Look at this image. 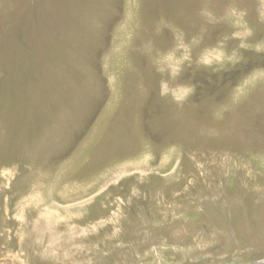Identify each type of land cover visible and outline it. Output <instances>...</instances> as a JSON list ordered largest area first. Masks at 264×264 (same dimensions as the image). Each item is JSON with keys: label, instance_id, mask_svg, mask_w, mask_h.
Listing matches in <instances>:
<instances>
[{"label": "rangeland", "instance_id": "374dc122", "mask_svg": "<svg viewBox=\"0 0 264 264\" xmlns=\"http://www.w3.org/2000/svg\"><path fill=\"white\" fill-rule=\"evenodd\" d=\"M264 262V0H0V264Z\"/></svg>", "mask_w": 264, "mask_h": 264}, {"label": "water", "instance_id": "95a60500", "mask_svg": "<svg viewBox=\"0 0 264 264\" xmlns=\"http://www.w3.org/2000/svg\"><path fill=\"white\" fill-rule=\"evenodd\" d=\"M260 264H264V262L260 263Z\"/></svg>", "mask_w": 264, "mask_h": 264}]
</instances>
